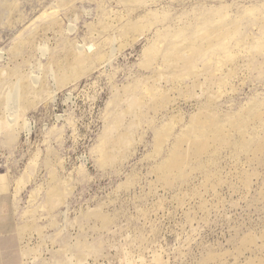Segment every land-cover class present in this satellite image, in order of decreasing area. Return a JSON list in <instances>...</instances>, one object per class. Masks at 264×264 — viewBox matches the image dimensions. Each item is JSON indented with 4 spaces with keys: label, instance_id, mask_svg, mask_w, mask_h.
<instances>
[{
    "label": "rangeland",
    "instance_id": "374dc122",
    "mask_svg": "<svg viewBox=\"0 0 264 264\" xmlns=\"http://www.w3.org/2000/svg\"><path fill=\"white\" fill-rule=\"evenodd\" d=\"M111 16L119 24L108 26ZM130 21L146 25L143 36L112 54L119 41L111 38ZM209 29L230 33L198 54L194 66L204 83L206 62L237 53L208 84L213 97L221 87L224 94L190 99L175 89L169 108L149 115L144 109L140 123L129 114L118 124V110L128 108L139 81L171 76L163 62L177 35L192 42ZM160 41V54L148 59L146 50ZM92 44L84 72L62 76L54 60L67 64L71 53ZM0 70V117L15 105L21 82L38 97L26 115L30 134L23 130L15 142L8 132L0 136V174L11 189L0 211V264H207L210 254H224L210 264H246L262 255L255 246L244 254L238 248L247 234L264 231V154L252 159L264 139V115L256 117L264 112V0H0ZM37 78L46 85L36 87ZM167 80L160 91L194 85L192 75ZM142 86L135 93L142 95ZM207 105L226 128L242 115L243 127L231 132L237 144L220 150L211 166L203 167L208 155L194 161L165 186L157 166ZM174 115L184 119L174 123ZM110 125L133 140L114 165L102 164L99 154ZM167 126L171 135L158 146ZM243 130L247 144L239 142ZM246 173L253 175L249 187ZM52 188L64 193L55 206ZM4 201L1 194L0 208Z\"/></svg>",
    "mask_w": 264,
    "mask_h": 264
},
{
    "label": "bare ground",
    "instance_id": "6f19581e",
    "mask_svg": "<svg viewBox=\"0 0 264 264\" xmlns=\"http://www.w3.org/2000/svg\"><path fill=\"white\" fill-rule=\"evenodd\" d=\"M64 4H65V2H64ZM144 16H146V15H144ZM54 18H55L54 19L55 21H58V19H59V18L57 19L56 16ZM144 18H146V17H144ZM120 19L121 18H118L116 16H111L108 20V26L112 27V26L119 24ZM140 19L142 20L143 18L140 17ZM138 20H139V18H138ZM150 25L154 26V23L150 24ZM145 28H146V25L139 22V21H130V22H127L125 25H123L122 30H121V32H122L121 37L120 38H111V40H118L119 41V47L113 49L112 54L116 51H121L122 48L125 47L127 44L135 43L136 41L141 39V37L144 34ZM209 30L196 32L195 33L197 36L196 40H194L192 42L187 41L188 43L181 40V34L180 33L177 35V39L173 40L172 43L170 44V49L166 53V56H164V62H163L164 69L165 70L169 69L170 71H172L171 76L170 77L164 76L165 74H162V72H161L158 74V76H157L158 78L155 80L154 84H148V83L144 82L143 79H142V81H139L138 86L133 89L134 92H133L132 96L128 99V105H127L128 108L126 110H122V109L118 110V116H119L118 124L123 125L126 116L129 114H134L135 117L138 118L139 123H140L141 122L140 115L144 114V109L147 110V115H149L148 113H150L149 111L151 109L154 110L155 113H158L162 109L169 108V106L171 105L172 100H173L172 98H174L172 95V91L175 89H177L176 92H178V90H179V92L181 93L182 96H186L187 98H190V99L194 98V97L199 99L203 95H210V94H212V95H210V99H213V98H217L220 95L224 94L225 89L222 90V87H221V89L219 91L217 89V91L219 92L218 95L213 97V95H215V92L210 91V87L208 86V84H209V82L214 81L213 79L215 78V76H217V74H219L218 72L220 71V69L225 64L229 63L228 61L230 60V58L236 57L237 53L235 54L234 52H231V53L227 54V56H224V57L213 56L212 59L208 63L206 62L207 64L205 63V65H206L207 74H205L206 82H204V83H200L201 79H200V75H198L199 71L194 66V60L198 54L199 55L206 54L207 51L210 49V47L213 44L216 45L217 41H220L222 38L224 39L225 36L230 33V30L229 31L226 30L227 32L224 30V32L221 33L220 32L221 28H220V30H216V29H212L210 31ZM206 40H207V42L203 43V45L201 47L197 46L198 43L204 42ZM20 42H18V44ZM160 44H161V41L159 43H155L149 49L146 50L145 53H146V56L148 59L156 58V56L160 54V51H161V47H160L161 45ZM95 45L96 44L87 45V46H89L88 48H79L78 47L79 49L77 50L76 53L70 54V56L67 59L68 63L67 64L65 63L66 65L63 63L62 60L56 58L54 60V64L57 66V70L60 73H64L62 76H64L65 73L67 72L68 74H72V75L79 77L81 75V71L84 70L82 68V66H84L86 63H88V60H90V58L92 57V53L95 50L94 49ZM23 47H24V45H23ZM244 49H246L245 46H244ZM242 50L243 49H241V51ZM112 54H111V56H112ZM1 58H2V55H1ZM103 58H104L103 56L100 57V59H103ZM253 59H255V57ZM242 60H243V58H242ZM152 63H154V62H152ZM244 66H246V65H244ZM235 72L236 71L234 70V73ZM5 74L3 72V75H5ZM7 74H8V72H7ZM20 75L21 74H19V76ZM188 75H192L194 77V85L193 86H188L187 88H177L176 86H174L173 88H169V90L163 91V92L159 90V87L161 85H159L158 83L161 82L163 77L169 78L170 80H167L168 82H173L176 79L182 80L184 77H186ZM197 76L200 80L197 79ZM25 79H23V80H25ZM32 79H31V81H32ZM38 79L39 78L33 80L34 85L38 88L44 87L46 85V82L44 81L42 83V81H40ZM3 83H4V81H3ZM216 83H218V82H216ZM139 85H143L142 86V95L141 94L138 95L137 93H135V90L137 91L136 88H138ZM217 85H219V84H217ZM197 87H199L201 89L200 94H198V92H197ZM227 87H228V85H227ZM17 89H18L17 91L21 94L19 97H17L15 99V105L6 109L0 117V136L2 135V133L8 132L9 135L11 134L13 136L12 142H15L20 137V133L23 130H25L27 133L30 134L31 125L27 121L26 115H27V113L31 107H35L38 104L37 100H36L38 97L36 98V95H34L35 94L34 92H31V93L26 92V84L24 82H21V87H17ZM15 90H16V88H15ZM210 101H212V100H210ZM210 101H209V103H210ZM216 115H217V113H216L215 109L211 105L210 106L207 105V107H205V109L202 108L201 110H199V112H197L196 114L193 115L192 127H187L182 132L181 135H179V136L177 135L178 138H177L176 142L174 143L173 147L170 149L168 156L156 168L159 171V173H158L159 180L163 181V184L165 186L172 185L174 179L179 174H183L184 170L187 169L194 161L203 158V156H205V155H208L209 157L207 158L206 162H204L205 165L203 164L204 165L203 167L211 166L216 161L217 153L220 150L225 149L227 147H232L234 144H237V143L232 142L231 132H232V130H238L241 127H243L242 125L241 126L239 125V121L242 120V115H240L239 117L229 118L228 119L229 122L227 124L229 128H226L225 124L218 123L216 120ZM262 115H264V112L257 114L256 117L259 118ZM183 119H184L183 117L177 118V116L174 115L172 117L171 121L176 123V122L182 121ZM115 126L116 125L108 126V130L106 131L104 140L100 144L99 154H100V162L102 164L107 163L109 165H114L115 162L120 160V158L121 159L126 158L127 156L125 155V151L133 143V140L130 139V133L129 132H127V133H125L119 137L116 136L115 135V128H116ZM245 134H246L245 130H243L242 138L240 139L239 142L243 141V143H246V141H248ZM170 135H171V129L167 126L164 129V132L160 133L157 137L158 146L164 144L168 140V137H170ZM125 146H126V148H125ZM237 149H239V148H237ZM122 150H124V152ZM161 153H162V149L158 150L157 154L160 155ZM261 154H264V139L259 142L258 146L254 150V154H253L252 159H255L254 157L259 158ZM203 167H199V168L193 167L192 169H201ZM28 172H30V170H27V174H28ZM247 173L243 177V182L245 183L246 186L249 187L251 185V182H252L251 177L253 175L250 176L249 174H251V173H249V174H247ZM28 177H29V174H28ZM52 177L55 178L56 177L55 174L52 175ZM218 179H220V178L218 177ZM225 181H226V179H224V177H221L220 183L222 184V182H225ZM62 182H59V184ZM22 183L23 184L25 183L24 177H22L19 180L18 186H16L17 192L22 187L21 186ZM60 186H61V184H60ZM206 189H207V187H206ZM10 190L11 189H10V185H9L7 176L4 174H0V193L1 192H10ZM50 194L52 195V198L50 201L51 206H55L56 201L62 202L64 200V193L58 191L57 188H52L50 191ZM56 197H58V198H56ZM203 205H204V203H203ZM252 246L257 247L259 249V251L262 253V255L259 256L257 259L256 258L251 259L246 264H264V231L261 234H256L254 232L247 234L243 238L241 245L238 248L239 254H244V252L246 250H252V248H251ZM28 253H29V251H28ZM223 255L218 256V254H210L207 258L206 263L210 264L209 262L211 260L216 261L217 258H221V257H223ZM60 263L66 264V263H62V262H59L58 264H60ZM216 264H226V263L225 262H223V263L217 262ZM240 264H242V263H240Z\"/></svg>",
    "mask_w": 264,
    "mask_h": 264
},
{
    "label": "crops",
    "instance_id": "0c3cea01",
    "mask_svg": "<svg viewBox=\"0 0 264 264\" xmlns=\"http://www.w3.org/2000/svg\"><path fill=\"white\" fill-rule=\"evenodd\" d=\"M1 194L4 196L5 201H4L3 205H2L1 208H0V211H1V212H4V211H5V206L8 207L7 199H8V197H9V195L11 194V190H10V192H1L0 195H1Z\"/></svg>",
    "mask_w": 264,
    "mask_h": 264
}]
</instances>
